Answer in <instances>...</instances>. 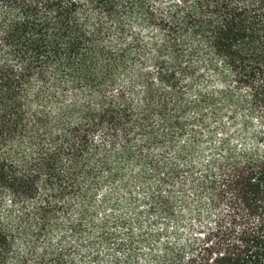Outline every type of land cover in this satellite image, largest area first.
I'll list each match as a JSON object with an SVG mask.
<instances>
[{
  "label": "trees",
  "instance_id": "obj_1",
  "mask_svg": "<svg viewBox=\"0 0 264 264\" xmlns=\"http://www.w3.org/2000/svg\"><path fill=\"white\" fill-rule=\"evenodd\" d=\"M0 264H264V0H0Z\"/></svg>",
  "mask_w": 264,
  "mask_h": 264
}]
</instances>
